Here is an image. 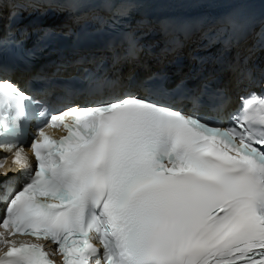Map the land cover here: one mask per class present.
<instances>
[{
  "label": "snow or ice",
  "instance_id": "6c2138e0",
  "mask_svg": "<svg viewBox=\"0 0 264 264\" xmlns=\"http://www.w3.org/2000/svg\"><path fill=\"white\" fill-rule=\"evenodd\" d=\"M113 86L95 79L88 91ZM224 99L222 90L157 86L42 110L33 168L21 138L29 103L41 102L0 78V167L12 158L24 181L0 184V264H55L43 246L10 239L17 234L50 241L62 264H264V99L246 100L227 129L194 114L219 115ZM47 127L66 135L56 140Z\"/></svg>",
  "mask_w": 264,
  "mask_h": 264
},
{
  "label": "bare ground",
  "instance_id": "6f19581e",
  "mask_svg": "<svg viewBox=\"0 0 264 264\" xmlns=\"http://www.w3.org/2000/svg\"><path fill=\"white\" fill-rule=\"evenodd\" d=\"M122 5V2L119 0ZM136 7V12L140 15H162L165 17L174 16L179 12H185L189 15H195L203 24L204 30L198 34V39H203L212 32V22L216 21L221 14L236 13L238 15L247 13L253 16V20H259L264 17V2L261 0H132L130 1ZM257 39L264 42V30L258 32ZM202 40L199 44L202 43ZM210 44V43H209ZM208 44V45H209ZM209 47V46H208ZM207 48L202 49L206 51ZM262 50L264 48L262 47ZM259 52V51H258ZM257 47H253L251 60L262 62L260 67L264 69V58L258 55ZM206 55H203L205 57ZM260 56V59L258 57ZM147 67L146 61L140 62L134 71ZM258 67V70L261 68ZM27 157V154L24 152ZM28 158V157H27ZM33 165V161L28 158ZM17 174V171L14 172Z\"/></svg>",
  "mask_w": 264,
  "mask_h": 264
}]
</instances>
